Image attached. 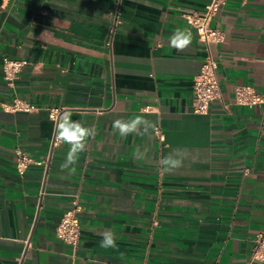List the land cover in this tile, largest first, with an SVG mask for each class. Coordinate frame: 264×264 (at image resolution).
Returning <instances> with one entry per match:
<instances>
[{
	"label": "crops",
	"instance_id": "0c3cea01",
	"mask_svg": "<svg viewBox=\"0 0 264 264\" xmlns=\"http://www.w3.org/2000/svg\"><path fill=\"white\" fill-rule=\"evenodd\" d=\"M210 1L0 0V264L249 259L264 231V105L237 104L235 88L264 96V0H228L213 23L225 41L208 49L183 13ZM178 28L192 34L183 50L169 43ZM210 53L222 95L204 116L193 81ZM5 60L29 65L10 82ZM16 101L34 109L15 111ZM55 109L95 128L67 168ZM137 114L154 125L147 134L113 128ZM17 150L47 165L22 176ZM170 153L183 164L164 171ZM76 198L73 248L56 231ZM106 231L116 247H100Z\"/></svg>",
	"mask_w": 264,
	"mask_h": 264
},
{
	"label": "built area",
	"instance_id": "2783aa9c",
	"mask_svg": "<svg viewBox=\"0 0 264 264\" xmlns=\"http://www.w3.org/2000/svg\"><path fill=\"white\" fill-rule=\"evenodd\" d=\"M228 0H211L207 4L203 13L196 11H185L183 17L187 23L197 31L199 39L205 43L209 49L211 45L221 44L225 41V33L217 26H213L215 18L222 6ZM29 65L27 60H5V77L10 82L18 80L20 74ZM218 62L210 53L203 63L201 71L195 76L193 81V111L198 115H208L211 103L221 98V86L217 74ZM235 102L244 106L264 105V96L249 86H237L235 88ZM15 111L29 112L34 109L20 101H16L12 106ZM50 118L59 122L60 110H52ZM156 133L159 135L160 130ZM53 148L59 145V139L53 141ZM16 168L20 175H25L32 165H47V160L36 162L28 157L22 150L16 152ZM84 208L76 198L69 210L61 218L56 235L57 238L76 248L81 240V214ZM264 264V231L258 233L253 239V249L249 259L244 264Z\"/></svg>",
	"mask_w": 264,
	"mask_h": 264
},
{
	"label": "clouds",
	"instance_id": "9594fccd",
	"mask_svg": "<svg viewBox=\"0 0 264 264\" xmlns=\"http://www.w3.org/2000/svg\"><path fill=\"white\" fill-rule=\"evenodd\" d=\"M191 40L192 34L190 30L178 28L172 34L169 43L177 50H183L190 45ZM113 128L117 129L122 137H126L129 134L137 133L138 130H141L142 134H147L150 129L154 128V125L145 119L143 115L137 114L130 120H115ZM57 132L59 138L70 146L66 159L61 165L62 168H67L77 163L79 154L86 150L88 140L95 135V128L84 126L81 121L72 120L70 113H64L57 124ZM160 164L164 171H171L182 166L183 157L177 158L176 155L170 153L161 159ZM100 247H116L115 233L106 231L100 242Z\"/></svg>",
	"mask_w": 264,
	"mask_h": 264
}]
</instances>
